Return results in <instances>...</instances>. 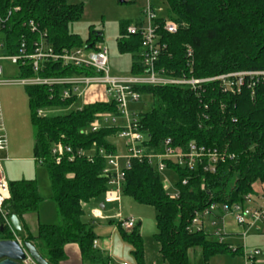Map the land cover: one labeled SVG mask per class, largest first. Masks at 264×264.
I'll return each instance as SVG.
<instances>
[{"label": "trees", "instance_id": "16d2710c", "mask_svg": "<svg viewBox=\"0 0 264 264\" xmlns=\"http://www.w3.org/2000/svg\"><path fill=\"white\" fill-rule=\"evenodd\" d=\"M164 17L156 21L160 43L166 51L160 56L157 69L172 77L205 79L219 75L264 71V0H164ZM82 2L70 4L68 0H0V56L18 54L20 44L26 53L33 52L37 34L31 33L29 23L45 32L47 43L56 53L63 50L93 46L99 41L94 34L83 45L69 26L83 15ZM165 19L178 26L175 34L163 30ZM130 23L121 24L117 49L119 54L132 55L131 75H140V38L127 36ZM193 51L192 66L185 58V47ZM18 80L33 77L31 67L18 66ZM83 70L64 67L60 63L47 64L40 77H69L82 74ZM32 111L31 125L35 130L33 152L48 172L51 201L58 224L38 223L35 235L27 233L23 216L38 214L43 203L35 180L8 182L10 198L4 208L13 210L20 220L25 235L23 241L31 243L48 264H59L65 259L64 248L77 245L82 259L97 261L92 248L94 235L87 230L84 206L102 200L106 190L100 173L105 162L95 157L92 163L76 159L55 165L50 156V146L61 135L73 148L90 149L92 145L114 151L108 139L113 129L86 130L96 114L115 113L113 104L95 103L82 111L38 119L39 108L64 107L72 103L50 100L48 88L25 87ZM144 99H149L147 110L142 104L138 122L148 138V145L157 151L161 142L171 138L175 145L194 143L213 147L232 155L217 165L215 173L188 172L168 165L176 175L174 187L179 195L170 199L163 190L161 177L147 164L134 163L125 174L122 196L131 198L142 206L155 211L159 253L168 264H190L188 253L199 249L201 264L217 254L232 253L227 245L217 244L202 233H189L186 228L195 211L211 203H242L243 197L252 192V185L264 183V84L256 87L254 97L248 90L239 95L220 92L217 83L201 86L199 92L180 87H148L135 89ZM55 91H59L56 89ZM186 181L182 185V181ZM93 223V220H92ZM122 238L131 246L135 264H144L143 243L137 226ZM13 240L9 231L0 232V241Z\"/></svg>", "mask_w": 264, "mask_h": 264}, {"label": "built area", "instance_id": "2783aa9c", "mask_svg": "<svg viewBox=\"0 0 264 264\" xmlns=\"http://www.w3.org/2000/svg\"><path fill=\"white\" fill-rule=\"evenodd\" d=\"M131 2V0H125ZM165 5L164 0H145L143 8L144 21L131 24L126 28L127 36H138L140 38L141 52L139 63L142 67L140 75H130L127 77H116L111 75L109 67L108 50L94 44L91 48L80 47L71 50H63L56 53L50 44L47 43L45 32H39L37 26L29 23L31 33L37 34V41L33 43V52L26 53V45L22 41L18 54L3 57L0 62L7 61L13 66L29 65L33 77L4 82L1 80L3 69L0 67V87L8 83L21 85L24 87H46L50 93V100H58L61 103L72 101L64 107L39 108L35 112L38 119L51 118V114H67L70 111H82L85 106H77L89 89L95 86H103L105 89L106 104H113L115 113H99L94 117L93 122L83 132L95 133L100 129H113L114 133L108 139L114 151L108 152L102 147L92 145L90 149L73 148L64 142V136L53 142L49 152L51 160L55 165H60L63 161L69 163L76 159H84L92 163L95 157H100L105 162V167L100 173V178L105 180L106 190L103 195V205L120 206L122 198V187L125 181L126 172L134 163L147 164L160 177L166 172H171L168 165L188 172L202 171L203 173H215L217 165L233 156L226 151L198 146L188 143L185 146L175 145L171 138L164 139L157 151L148 145V138L140 128L138 122L139 111L135 108L142 104V96L135 89L141 86L148 87H180L187 88L191 92L197 93L201 86L208 83H217L221 93L227 95H239L244 89L254 97L255 89L258 85L264 84V71H243L219 75L205 79L187 78L185 76L172 77L163 70L157 69L160 56L166 51V45L160 43L157 33L159 27L156 24ZM3 20L0 17V28ZM163 30L167 34H175L178 26L174 22L165 19ZM2 44L0 43V50ZM193 51L189 46L185 47V58L188 66H192ZM60 63L64 67H73L83 70L82 74L69 77H47L39 76V73L47 64ZM59 89V91H55ZM7 150V138L4 131L2 108L0 103V155ZM42 165V161H38ZM259 183V182H257ZM186 181H182L185 185ZM256 184V183H255ZM252 192L243 197L242 203H211L201 211H195L186 231L189 233H202L217 244L227 245L232 253L242 252L245 264H258L256 259L261 256L259 250H254L250 254H245L242 248L239 250L225 243L228 233L223 227L225 219L230 218L237 227L243 229L240 235L245 241L249 231L264 227V189ZM170 183L166 178L162 182L163 190L170 199L178 198V191L174 187V192L168 194ZM10 198L9 184L6 180L0 160V229H6L21 246V240L16 236L9 219L10 214L4 208L5 203ZM90 217L93 223L104 220L101 210H92ZM115 221L116 229L128 232L131 231L137 221L133 218H124L120 212L108 218ZM258 227V226H257ZM91 227H87V230ZM93 250L97 249V241L92 243ZM23 264H35L26 254ZM264 264V262H263Z\"/></svg>", "mask_w": 264, "mask_h": 264}, {"label": "rangeland", "instance_id": "374dc122", "mask_svg": "<svg viewBox=\"0 0 264 264\" xmlns=\"http://www.w3.org/2000/svg\"><path fill=\"white\" fill-rule=\"evenodd\" d=\"M125 0H68L70 4L82 2L84 5L81 19L69 26V32L77 35L85 45L91 36L100 34L101 37L96 46L104 47L108 50L109 67L111 75L127 77L131 75L132 55L119 54L117 41L119 40L120 26L123 23L137 24L143 22V8L145 0H131V2L120 3ZM165 6V5H164ZM158 13L159 17H164V9ZM3 69L1 80L13 82L18 80L17 66L9 62H0ZM103 89V88H102ZM90 90V89H89ZM87 91V98L101 99V89ZM86 97V96H85ZM0 103L4 131L7 138V150L0 155L1 167L8 182L19 180H35L38 186L39 195L43 200L38 215L40 222L47 225L58 224L55 206L51 201V185L46 168L40 165L34 155V135L35 130L31 125L32 111L29 106L26 89L24 86L8 83L0 87ZM150 100L144 99L142 110H147ZM80 103L77 102V106ZM141 107L138 106L139 110ZM141 110V109H140ZM139 110V111H140ZM141 110V111H142ZM64 114H51L56 117ZM170 183L168 194H172L176 175L173 172H166L161 177ZM253 186L254 192H258ZM100 200L92 201L85 210V222L88 227H92L93 235L97 241V251L109 264H135L131 254V246L122 238V232L116 229L115 225H109L107 220L113 217L114 213L109 208L101 212L104 220L92 223L90 213L92 210L99 209ZM122 216L133 218L140 223L138 228L143 243L144 264H168L159 253L160 246L154 235L156 231L155 211L152 207L142 206L135 203L131 198L122 196L121 198ZM116 214V213H115ZM258 226V227H257ZM259 232L249 231L245 241L241 234L243 229L237 227L232 219L226 218L223 227L228 233L225 243L234 248L241 249L245 254H250L254 250H259L261 256L256 259L258 264L264 262V227L257 225ZM12 236V235H11ZM13 239V236H12ZM190 264H201L199 249H193L188 253ZM84 264H90L85 262ZM209 264H245L242 252L237 254L222 253L217 254L209 260Z\"/></svg>", "mask_w": 264, "mask_h": 264}, {"label": "crops", "instance_id": "0c3cea01", "mask_svg": "<svg viewBox=\"0 0 264 264\" xmlns=\"http://www.w3.org/2000/svg\"><path fill=\"white\" fill-rule=\"evenodd\" d=\"M137 23H139V22H137ZM97 36L100 39L101 35L98 34ZM116 77H118V76H116ZM95 89L96 90L97 89H101V95H102L101 99H96V100L94 98L88 99L87 98L88 92H87L84 95V97L80 101H78V103H80L83 106H85V105L88 106V105L95 104V103H106L107 99H106V96H105L104 87L103 86H95V87H92L89 91L95 90ZM137 107H135V108H137ZM256 187H257L258 191H262L264 189V183L263 184L262 183H258L256 185ZM38 193H39V191H38ZM88 205L89 204H86L84 206V211L86 210V207ZM40 208H41V206H40ZM106 208H109L110 212H112V213L115 212L117 214L118 212H120L121 215H122V206H121V204H120V206H117V205H103V197H102V200L100 201V204H99V209L101 210V212H103V211L106 210ZM115 213H114V215H115ZM109 218H111V217H109ZM98 221H100V220H98ZM98 221H95V222H98ZM107 222H108L109 225H115V221L114 220L108 219ZM38 223L43 224L42 222H40V217H39L38 214H27V215L23 216V224L25 225L27 233L30 234V235H35L36 234ZM136 226L139 227L140 223H138V224L136 223ZM120 232L129 233L130 231H128V232L120 231ZM94 239L96 240L95 237H94ZM94 254H95L96 257H98L99 260L92 261V260H86L85 259V262H90V264H109V261L104 260L101 257V255L99 254V252L97 251V249L94 250ZM64 255H65V259L62 262H60L59 264H84V261H83L84 259H82L80 251H79V248H78L77 245H74V244L67 245L64 248Z\"/></svg>", "mask_w": 264, "mask_h": 264}, {"label": "water", "instance_id": "95a60500", "mask_svg": "<svg viewBox=\"0 0 264 264\" xmlns=\"http://www.w3.org/2000/svg\"><path fill=\"white\" fill-rule=\"evenodd\" d=\"M121 1L120 3H124ZM91 48V45L87 47ZM11 216L9 222L16 233V236L21 240V246L17 241L8 240L0 241V264H23L26 260V254L32 259L35 264H48L41 258L35 247L25 239L24 232L20 220L15 216L13 210L10 211ZM3 230L0 229V232Z\"/></svg>", "mask_w": 264, "mask_h": 264}]
</instances>
